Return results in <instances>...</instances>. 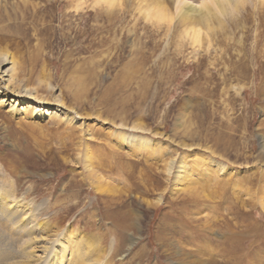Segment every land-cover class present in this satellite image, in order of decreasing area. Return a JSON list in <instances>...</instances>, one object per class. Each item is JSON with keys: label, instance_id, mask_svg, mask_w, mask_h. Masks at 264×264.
Segmentation results:
<instances>
[{"label": "rangeland", "instance_id": "374dc122", "mask_svg": "<svg viewBox=\"0 0 264 264\" xmlns=\"http://www.w3.org/2000/svg\"><path fill=\"white\" fill-rule=\"evenodd\" d=\"M0 61V264H264V0H0Z\"/></svg>", "mask_w": 264, "mask_h": 264}, {"label": "bare ground", "instance_id": "6f19581e", "mask_svg": "<svg viewBox=\"0 0 264 264\" xmlns=\"http://www.w3.org/2000/svg\"><path fill=\"white\" fill-rule=\"evenodd\" d=\"M195 30V29H194ZM0 64H1V61H0ZM6 70V69H5ZM7 74V72H3V74H2V76H3V78H4V80H8L9 81V76L8 77H5L4 75H6ZM11 76V75H10ZM1 87H2V92H4V94H6L7 95V97H9V103L11 104V107L12 108H16V109H27L29 106H32V104L30 103V102H28V103H23V104H21V106H19V108L17 107V105L19 104V103H21V99L17 96V97H13V95L14 94H18V93H21L20 91H17L18 93H16L15 92V90H13V88L12 89H8L9 88V84H1L0 85V89H1ZM14 91V92H13ZM14 93V94H13ZM18 99H20V100H18ZM7 99L5 98L4 99V97H3V101H6ZM1 102V101H0Z\"/></svg>", "mask_w": 264, "mask_h": 264}]
</instances>
